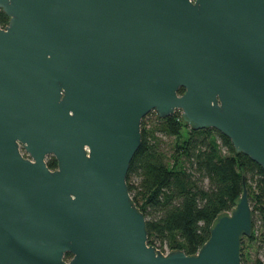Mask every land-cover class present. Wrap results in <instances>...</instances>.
<instances>
[{
  "label": "water",
  "instance_id": "water-1",
  "mask_svg": "<svg viewBox=\"0 0 264 264\" xmlns=\"http://www.w3.org/2000/svg\"><path fill=\"white\" fill-rule=\"evenodd\" d=\"M0 9V264H243L246 187L196 253L163 254L126 175L150 111L218 130L264 170V0Z\"/></svg>",
  "mask_w": 264,
  "mask_h": 264
},
{
  "label": "trees",
  "instance_id": "trees-1",
  "mask_svg": "<svg viewBox=\"0 0 264 264\" xmlns=\"http://www.w3.org/2000/svg\"><path fill=\"white\" fill-rule=\"evenodd\" d=\"M8 19L0 9V27ZM166 136L174 138L170 156L162 148ZM46 163L49 168L57 164L51 155ZM126 184L133 204L145 217L147 243L188 255L198 251L217 214L231 211L246 187L252 230L240 239V258L243 264H264V258L250 261L244 252L248 242L264 253V170L237 152L218 130L194 129L180 111L165 117L150 111L141 120V142L130 161Z\"/></svg>",
  "mask_w": 264,
  "mask_h": 264
},
{
  "label": "rangeland",
  "instance_id": "rangeland-1",
  "mask_svg": "<svg viewBox=\"0 0 264 264\" xmlns=\"http://www.w3.org/2000/svg\"><path fill=\"white\" fill-rule=\"evenodd\" d=\"M174 138L172 137H163L162 138V148L166 152L167 156H170L173 148ZM169 164H172V159H168ZM182 162V161H181ZM183 166H186L185 162L182 163ZM251 206V203H250ZM244 252L247 254L246 256L249 257V260H253L256 257H259L261 259L264 258V253L262 250H259L256 245H251L248 242H245Z\"/></svg>",
  "mask_w": 264,
  "mask_h": 264
},
{
  "label": "flooded vegetation",
  "instance_id": "flooded-vegetation-1",
  "mask_svg": "<svg viewBox=\"0 0 264 264\" xmlns=\"http://www.w3.org/2000/svg\"><path fill=\"white\" fill-rule=\"evenodd\" d=\"M21 153H22V155H23V157H25V158H28V159H31L29 156H26L25 154H24V151L23 150H21ZM47 159V158H46ZM57 163V162H56ZM47 164V163H46ZM56 167H57V164H56ZM55 167V168H56ZM55 168H50V169H55ZM70 258V257H69ZM68 258V259H69Z\"/></svg>",
  "mask_w": 264,
  "mask_h": 264
},
{
  "label": "built area",
  "instance_id": "built-area-1",
  "mask_svg": "<svg viewBox=\"0 0 264 264\" xmlns=\"http://www.w3.org/2000/svg\"><path fill=\"white\" fill-rule=\"evenodd\" d=\"M24 154L26 155V156H28V154H26L25 152H24ZM156 249H158V248H156ZM158 250H160V249H158ZM161 251V250H160ZM163 254H166V253H168L169 252V250H165V251H161Z\"/></svg>",
  "mask_w": 264,
  "mask_h": 264
}]
</instances>
